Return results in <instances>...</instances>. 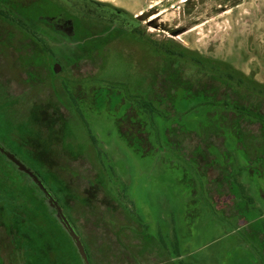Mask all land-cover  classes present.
<instances>
[{"label": "rangeland", "instance_id": "rangeland-1", "mask_svg": "<svg viewBox=\"0 0 264 264\" xmlns=\"http://www.w3.org/2000/svg\"><path fill=\"white\" fill-rule=\"evenodd\" d=\"M67 1L70 8L77 2ZM83 1L126 34L87 48L79 35L59 32L58 40L48 43L52 56L41 51L39 56L42 68L59 65L50 70L52 75L39 69L36 84L27 81L29 69L21 73L9 67L6 76L21 73L23 86L15 88L24 90L17 109L25 136L36 146L53 142L60 161L70 156L68 172L73 176H61L70 178L71 188L98 209L94 214L90 206L82 207L80 221L87 240L97 231L99 239L91 242L95 263L264 264L263 128L241 120L253 143L240 149L231 125L240 119L231 115V122L223 108L189 101L184 103L187 109H177L174 120L139 111L146 123L142 131L126 115L134 112L130 103L122 101L127 89L153 90L155 65L166 61V56L152 55L155 43L225 62L264 86V0ZM59 28L57 32L66 29ZM59 51H66L70 63ZM11 55L8 61L14 60ZM183 66L186 77L198 79L194 64L185 61ZM163 92L164 86L155 89L156 94ZM219 95L221 99L227 93ZM49 100L56 110L52 121L46 114ZM175 121L188 130L174 136L169 126ZM8 130L2 122L0 131L7 138ZM190 135L204 146L193 142H199L197 137L189 140ZM255 141L262 146L251 148ZM83 149L86 159L79 157ZM120 243L126 248L123 262L117 260Z\"/></svg>", "mask_w": 264, "mask_h": 264}, {"label": "trees", "instance_id": "trees-1", "mask_svg": "<svg viewBox=\"0 0 264 264\" xmlns=\"http://www.w3.org/2000/svg\"><path fill=\"white\" fill-rule=\"evenodd\" d=\"M40 1L41 15H54L57 18L64 17L71 19L75 24L74 35H79L82 39H85L87 48L95 42H98L96 44L102 46L107 45L116 40L117 36H124L127 32L123 27L115 29L113 21L110 22V24H106L102 21V18L96 16V14H98L97 11H92L88 8L89 5L86 1L77 0L75 5H72V8H70L71 5L67 0H63L64 2L59 4L54 0ZM73 7L76 10L75 15L73 13ZM42 23L44 24L43 21ZM54 35L45 34L41 31L39 36V44L45 49L44 53L48 55L51 54V56L53 50L49 48L48 43L52 41L51 38L58 40L60 35L59 31H56ZM33 37L35 36L32 35L31 38ZM155 45L157 44L155 43ZM155 45L151 49L152 55L157 57L166 56V61L164 63L157 62L155 65L156 69L152 77V83H154L153 90L150 92H146L145 90L140 91V93H144L145 96L140 95L138 91L129 92L128 89L126 90L127 94L122 92L124 96L122 101L125 99V101L130 103L129 109L132 107L134 110L132 114L126 112V115L136 121L138 130L143 131V126L146 125L144 120L140 121L141 118L139 117L141 116L139 111L151 115L152 117L157 115L159 119L174 120L173 116L177 115L178 108L181 109L184 107L187 109V105L184 103L194 101L195 105L198 106L211 105L214 108H223L224 114L230 120L231 115L240 119L238 122L234 120V123L231 120L234 133L240 141L238 144L240 149H243L244 143L246 146L247 144L253 143L250 140V136L247 137L246 133L240 127L241 120L243 119H250L249 122L251 121L259 124L261 128H263L261 137H263L264 141V86L254 80H249L247 76L225 62L196 57L194 54H190L188 50H180L178 52V50H173L165 46L157 48ZM41 52L43 53V51ZM61 52H63V54ZM59 54L65 55L67 62L70 63L66 56V51H59L58 55ZM77 59L79 60L80 58ZM77 59L76 62L78 61ZM185 61L194 64L198 68V79L196 78L193 80L191 77H186L183 66ZM158 86H164L163 95L155 93V89L159 88ZM223 90H225L227 95L219 99V94ZM169 129L174 136L175 134L177 135V132L180 130H188L186 128L181 129L179 125H176V121L170 124ZM190 136L191 137L188 136L189 140L190 138L195 139L197 137ZM253 136L255 137V135H252V137ZM143 139L146 140V136H144ZM25 140L26 162L28 166L44 175L49 186L56 190L57 196L62 201L68 202V195L65 191L67 179L63 178L60 173L65 174L67 172L71 174L72 172H68L66 164L61 161L63 165L62 169L58 166L59 168L57 167L56 169L57 178H53L51 175L52 171L48 168L49 166H40L35 162L37 146L32 143V140L28 136H25ZM198 140L199 142H195L194 140L193 142L196 143V145L204 146L200 145L201 140L199 138ZM179 141L185 144V140H177V142ZM256 143L258 142L255 141L251 148L256 149L262 146ZM184 149L187 148L184 146L182 150ZM80 151H83V153L79 157L86 159L85 157H87V155L84 154V149ZM79 157L76 156V158ZM25 176L31 181L34 188H36L28 175ZM51 183H54L53 187L50 185ZM14 198L11 215L13 216L14 223L16 224L15 228H17L18 232L16 242L18 246L21 247L23 253L22 256L12 259L11 264H84L74 240L66 228L61 225L54 209L51 208L45 198L46 204L40 202V207L37 208L34 189L29 186L24 187L22 193L14 194ZM87 206L91 207L94 214L98 213L97 207L90 199L87 197L81 198V196L72 189L70 222L84 242L91 264H96L92 256L91 242L93 243L99 239L97 231L95 235H93L94 233L92 232V237L89 241L83 235V224H80L82 223L80 222L82 221L81 209L82 207L87 208ZM111 225L114 226V223L110 220L109 226ZM84 228L86 227L84 226ZM97 230L101 231V229ZM120 247V257H118L117 260L123 262V260H125L124 251L126 248L121 243ZM105 249V251H108L107 246ZM102 252H104V250ZM121 253L123 255H121Z\"/></svg>", "mask_w": 264, "mask_h": 264}, {"label": "flooded vegetation", "instance_id": "flooded-vegetation-1", "mask_svg": "<svg viewBox=\"0 0 264 264\" xmlns=\"http://www.w3.org/2000/svg\"><path fill=\"white\" fill-rule=\"evenodd\" d=\"M40 5V0H0V124L4 122L9 128L8 138L3 136L0 131V264H11L12 259L22 256L23 253L21 247H19L16 242L18 232L17 228H15L16 224L14 223L13 216L11 215V209L15 199L14 194L22 193L24 187H26L23 178H18V172L23 176L27 174L19 168L17 163L12 160L9 155L25 164L28 168L29 166L26 162L27 157L25 153L24 120L20 118L17 109L18 107H21L19 101H21L24 96V90L15 87L19 84L22 88L23 83L20 79V74L23 70L25 73V68L26 70L29 69V72L26 74L27 81L31 78L36 84H40L38 81L40 79L39 69L45 68V70L48 71V75H52L50 70H52L53 67L56 68L55 63L52 64L50 70L46 67L42 68L40 65V51L45 52V49L39 44L40 33L43 31V33L52 34L53 36L56 31L60 29L59 27L65 28L64 25L66 22L71 20L64 17L57 18L54 15L42 16ZM59 32L64 33L65 30H60ZM32 35L35 37L31 38ZM9 54L14 60H7ZM18 61L20 62L21 67H18ZM9 67L11 69H20L21 73L17 77L14 75V77H8L6 76L8 74L6 69ZM30 68L34 69V71L30 70ZM48 77L51 78V76ZM48 106L49 109L47 110V113L44 109H41L40 111L46 113L49 120L52 121L53 118H55V104L49 100L47 107ZM14 109L16 110V118L13 117ZM10 116H12V118ZM60 159L57 157L53 142L40 143L37 146L35 162L40 166H49L48 168L51 169V175L53 178H57L56 169L57 164H61ZM64 163L69 170L71 157L66 156ZM30 169L36 173L46 188L52 193L70 220L72 192L71 179L68 178L65 185V191L68 195V202H66L62 201L57 196L56 190L49 186L44 175L37 170ZM30 179L36 186L34 192L37 201V208L40 207V202L46 204L45 199L50 204L40 186H38L32 178ZM53 184L54 183H51L50 185L53 187ZM50 206L54 209L58 217L57 210L51 204ZM59 221L61 225H63L60 219Z\"/></svg>", "mask_w": 264, "mask_h": 264}, {"label": "water", "instance_id": "water-1", "mask_svg": "<svg viewBox=\"0 0 264 264\" xmlns=\"http://www.w3.org/2000/svg\"><path fill=\"white\" fill-rule=\"evenodd\" d=\"M65 26V32L69 35H72L74 33V24L72 20H69L66 22ZM59 67L56 66V68ZM57 70V69H56ZM58 71V70H57ZM9 157L14 160L19 168L25 172L27 175H29L30 178L34 180V182L40 186L42 191L45 193L47 199L49 200L50 204L57 210L58 217L61 220L63 226L66 228L72 239L74 240L80 255L83 259L84 264H91L89 254L87 252L86 246L84 242L82 241L81 237L77 233L76 229L64 213L63 209L59 205L58 201L55 199V197L52 195V193L46 188L44 183L40 180V178L36 175L34 171H32L30 168H28L25 164L21 163L20 161L16 160L13 156L9 155Z\"/></svg>", "mask_w": 264, "mask_h": 264}, {"label": "bare ground", "instance_id": "bare-ground-1", "mask_svg": "<svg viewBox=\"0 0 264 264\" xmlns=\"http://www.w3.org/2000/svg\"><path fill=\"white\" fill-rule=\"evenodd\" d=\"M184 1H187V0H184Z\"/></svg>", "mask_w": 264, "mask_h": 264}]
</instances>
